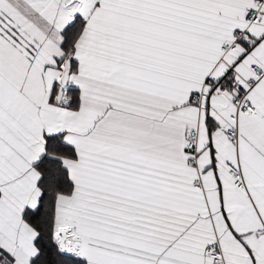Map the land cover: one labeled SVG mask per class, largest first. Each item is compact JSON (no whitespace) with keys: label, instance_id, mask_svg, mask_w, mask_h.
<instances>
[{"label":"snow or ice","instance_id":"1","mask_svg":"<svg viewBox=\"0 0 264 264\" xmlns=\"http://www.w3.org/2000/svg\"><path fill=\"white\" fill-rule=\"evenodd\" d=\"M0 264H264V0H0Z\"/></svg>","mask_w":264,"mask_h":264}]
</instances>
